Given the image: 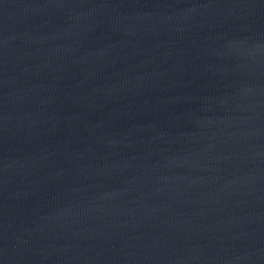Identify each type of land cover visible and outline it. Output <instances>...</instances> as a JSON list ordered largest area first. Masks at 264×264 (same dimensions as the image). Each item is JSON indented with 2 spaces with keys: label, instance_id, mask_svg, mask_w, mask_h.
I'll list each match as a JSON object with an SVG mask.
<instances>
[{
  "label": "water",
  "instance_id": "obj_1",
  "mask_svg": "<svg viewBox=\"0 0 264 264\" xmlns=\"http://www.w3.org/2000/svg\"><path fill=\"white\" fill-rule=\"evenodd\" d=\"M0 264H264V0H0Z\"/></svg>",
  "mask_w": 264,
  "mask_h": 264
}]
</instances>
